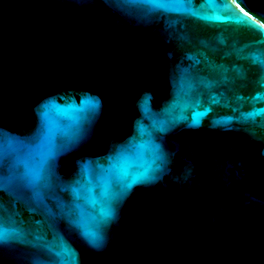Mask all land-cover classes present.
I'll list each match as a JSON object with an SVG mask.
<instances>
[{
    "label": "water",
    "instance_id": "obj_1",
    "mask_svg": "<svg viewBox=\"0 0 264 264\" xmlns=\"http://www.w3.org/2000/svg\"><path fill=\"white\" fill-rule=\"evenodd\" d=\"M0 264H264V0H0Z\"/></svg>",
    "mask_w": 264,
    "mask_h": 264
}]
</instances>
